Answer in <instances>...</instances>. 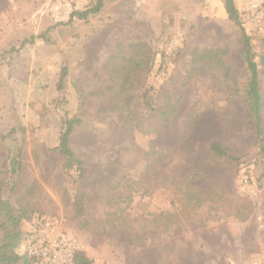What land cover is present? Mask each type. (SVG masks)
Instances as JSON below:
<instances>
[{
	"label": "rangeland",
	"instance_id": "1",
	"mask_svg": "<svg viewBox=\"0 0 264 264\" xmlns=\"http://www.w3.org/2000/svg\"><path fill=\"white\" fill-rule=\"evenodd\" d=\"M95 1L0 0V185L33 207L22 228L58 220L92 264H264V154L241 31L264 99V25L244 21L243 0L241 25L223 0H105L69 22ZM205 49L216 58L194 61ZM66 113L82 119L81 176L55 150Z\"/></svg>",
	"mask_w": 264,
	"mask_h": 264
},
{
	"label": "trees",
	"instance_id": "2",
	"mask_svg": "<svg viewBox=\"0 0 264 264\" xmlns=\"http://www.w3.org/2000/svg\"><path fill=\"white\" fill-rule=\"evenodd\" d=\"M226 13L228 17L235 21L237 24L241 25V12L236 4V0H223ZM105 4V0H96L95 3L90 5L86 10L74 11L71 13L69 22L74 17L79 19H88L90 14L99 13ZM244 24V23H242ZM242 31V41L244 45L243 56L247 65L248 70V80L245 87V92L251 109V113L254 117L255 122V135L257 142L260 145V150L264 154V132L262 128V119L264 112V99L260 90V79H259V69L258 62L256 61V54L253 51V46L251 43V38L248 35L244 27H241ZM36 37H32L30 42ZM38 38H43L48 40L47 31L38 36ZM27 41H24V45ZM181 48H178L176 52L180 51ZM198 54L197 59H206V58H216L217 53L211 49H205L203 51L196 50ZM264 60V56H262ZM140 66V63L137 64ZM68 68L64 66L62 68V76L59 81V89L63 87L64 75L66 74ZM147 104H150L149 97L145 98ZM158 109L154 107L153 112H157ZM162 114H166L165 110L161 111ZM63 126L60 131L58 145L55 150L63 158V167L66 171L75 170L81 174L83 173V160L79 158L74 152L71 145V137L74 133L77 126L82 122V119L79 115L74 114L72 116L69 113H66L62 117ZM212 154L218 157H227L229 156L226 147L221 145L218 142L211 144ZM13 157L11 167L13 172L19 171L21 168V163ZM76 182V181H75ZM83 204H84V193L80 189L76 195L74 205L78 211L83 213ZM34 209L31 204H25L19 207H15L10 200V198L4 195V189L0 185V264H35V258L31 256L28 252V241H29V230L22 228V224L25 220H30L33 217ZM72 264H92V259H90L83 251H78Z\"/></svg>",
	"mask_w": 264,
	"mask_h": 264
},
{
	"label": "built area",
	"instance_id": "3",
	"mask_svg": "<svg viewBox=\"0 0 264 264\" xmlns=\"http://www.w3.org/2000/svg\"><path fill=\"white\" fill-rule=\"evenodd\" d=\"M244 21L256 26L259 31L264 25V0H243ZM242 12V13H243ZM249 186V178L242 179V189ZM80 250L76 237L62 229L58 220L42 217L35 219L29 234L28 252L35 258V264H72Z\"/></svg>",
	"mask_w": 264,
	"mask_h": 264
},
{
	"label": "crops",
	"instance_id": "4",
	"mask_svg": "<svg viewBox=\"0 0 264 264\" xmlns=\"http://www.w3.org/2000/svg\"><path fill=\"white\" fill-rule=\"evenodd\" d=\"M227 255V254H226ZM237 264V263H236Z\"/></svg>",
	"mask_w": 264,
	"mask_h": 264
}]
</instances>
